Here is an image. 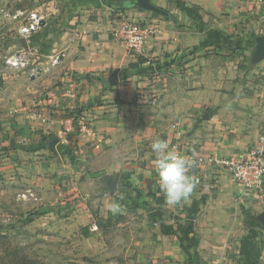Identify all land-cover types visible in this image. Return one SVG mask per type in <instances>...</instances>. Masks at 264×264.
I'll use <instances>...</instances> for the list:
<instances>
[{
    "label": "crops",
    "instance_id": "crops-1",
    "mask_svg": "<svg viewBox=\"0 0 264 264\" xmlns=\"http://www.w3.org/2000/svg\"><path fill=\"white\" fill-rule=\"evenodd\" d=\"M190 2L207 15H192ZM138 3L46 0L40 12L34 11L43 23L33 35L37 52L27 57L26 66L37 72L30 73L29 84L1 91L10 100L0 127L1 142L10 144L9 162L26 151L51 150L50 136L45 149L41 136L54 133L60 136V157L66 152L71 158L75 153L118 160L109 169L92 164L87 184L96 185L100 177L105 183L112 175L118 188L127 183L138 192L158 184L151 143L168 142L174 122L181 123L188 149L204 157L229 153L232 142L264 137V56L257 57L264 12H254L253 0H150L154 10ZM126 19L151 24L141 55L114 35ZM229 23L238 30L231 44ZM229 47L235 48L231 58ZM115 72L119 81L112 84ZM47 105L55 111L48 113ZM76 112L86 129L73 123ZM239 193L230 178L205 173L186 203L170 207L161 192L159 204L143 199L126 204L148 205V213L156 216L152 232L162 245L151 257L164 258L162 264H208L203 258L209 250L200 246L207 239L220 242L208 247L221 258L211 264H264V224L258 219L264 196L241 198ZM101 209L102 216L112 215Z\"/></svg>",
    "mask_w": 264,
    "mask_h": 264
},
{
    "label": "rangeland",
    "instance_id": "rangeland-1",
    "mask_svg": "<svg viewBox=\"0 0 264 264\" xmlns=\"http://www.w3.org/2000/svg\"><path fill=\"white\" fill-rule=\"evenodd\" d=\"M44 2L46 0H0V10L7 12V14L0 12L1 128H3L2 120H4L3 110L10 107V100L5 98L1 91L13 84L16 86L18 82L29 84V76L33 72L30 65L20 70L11 66L10 61L20 47H24L26 57L33 56L37 52L33 49L37 46L34 37L32 36L28 43L17 36L16 30L21 24L20 20L34 11L40 12V6L43 8ZM188 7L192 10L191 14L197 18L201 14L203 17L207 15L205 11L200 12L202 7L197 4L190 2ZM17 10L26 13L21 18H14ZM221 13L226 14L225 10ZM147 24L150 27L151 24L149 22ZM234 35H238V30L235 24L229 23V44L235 40L232 38ZM234 50V47H229V58L234 54ZM51 86V84L48 85V87ZM50 110L55 111L47 105V112L50 113ZM66 115H69L68 112L64 116ZM2 135L1 129L0 264H7L6 256L11 251L27 255L37 264L163 263L164 258L151 257L152 249L162 245L161 240L157 239L156 234L152 232L157 228L156 216L148 213V205H145L143 209L127 205L131 199H137L138 202L141 199L148 200L149 203L156 201L159 204L162 196L158 184L154 187L150 186L145 191L139 189L138 193L129 187V184L123 183V187L121 185L118 188L117 185L116 191H111L100 177L99 182L91 186L87 184L86 179H88L87 171L92 164L94 168L109 169L111 163L118 160L111 157L101 160L98 158L83 159L80 154L75 153L71 158L65 156L66 152L60 157L56 155V152L45 149L52 137L60 138L54 133L42 134L44 152L35 154L26 151L24 157L19 155L9 162L6 153L11 150L10 144L1 142ZM253 144L255 143L232 142L229 144L227 154L239 153ZM72 146L75 147V144ZM116 175L117 173H114L113 177ZM152 188L155 191H152ZM122 194L125 197L121 203L122 214L111 215L107 218L102 216L101 207H104L105 202L118 199ZM29 216L31 219H28ZM95 225L98 226L96 230ZM185 241L182 240L181 243L183 247H188L189 242ZM195 241L200 245L199 238ZM223 242L224 240H221V244ZM210 243L220 242L207 239L201 243L200 246L209 250L204 255L206 261L203 258V261L208 264L221 259L220 255L214 251L215 249H208ZM144 249L147 253L139 251Z\"/></svg>",
    "mask_w": 264,
    "mask_h": 264
},
{
    "label": "built area",
    "instance_id": "built-area-1",
    "mask_svg": "<svg viewBox=\"0 0 264 264\" xmlns=\"http://www.w3.org/2000/svg\"><path fill=\"white\" fill-rule=\"evenodd\" d=\"M253 3L255 13L264 12V0H253ZM0 12L7 14L3 10ZM25 13L22 10H17L13 17L18 19ZM41 21L42 16L38 13L28 14L20 20L21 24L16 30L17 36L29 43L30 38L41 27ZM151 32L152 29L148 26L147 21L126 19L114 30V35L123 41L131 51L141 55L145 51ZM26 58L24 47H20L10 64L21 69L26 66ZM58 62L59 58L56 57L53 63ZM32 71V73H36L37 69ZM74 114L72 116L74 117L73 123L77 122L80 128L86 129V123L82 122L81 115L78 112ZM184 134L181 123L179 121L174 122L168 144L173 150L196 161V166L191 169L190 175L198 180L197 187L203 184L204 174L210 173L216 177L221 175L230 178L239 188L241 198L264 196V137L239 153L204 157L188 149ZM94 229H98V226L95 225Z\"/></svg>",
    "mask_w": 264,
    "mask_h": 264
},
{
    "label": "clouds",
    "instance_id": "clouds-1",
    "mask_svg": "<svg viewBox=\"0 0 264 264\" xmlns=\"http://www.w3.org/2000/svg\"><path fill=\"white\" fill-rule=\"evenodd\" d=\"M151 149L155 154L154 168L157 183L164 195L165 203L170 207L186 203L198 183V180L190 175L191 169L196 166V161L173 150L163 139H154ZM124 199L122 194L118 199L106 201L104 207L112 215L122 214L121 201Z\"/></svg>",
    "mask_w": 264,
    "mask_h": 264
},
{
    "label": "water",
    "instance_id": "water-1",
    "mask_svg": "<svg viewBox=\"0 0 264 264\" xmlns=\"http://www.w3.org/2000/svg\"><path fill=\"white\" fill-rule=\"evenodd\" d=\"M139 1V5L144 7V8H148V9H156V7L150 3V0H138ZM43 23V22H42ZM260 51L258 52V56L257 57H261L264 56V39L260 40ZM110 82L112 84H117L119 79H118V75L117 73H113L110 76ZM59 142V138L58 137H53L51 138L50 142H49V148L54 151L57 152L56 150V144ZM106 183L108 185V187L111 189V191H116L117 189V179L116 178H112L111 176H107L106 178ZM258 219L261 223L264 224V212H262L259 216Z\"/></svg>",
    "mask_w": 264,
    "mask_h": 264
},
{
    "label": "trees",
    "instance_id": "trees-1",
    "mask_svg": "<svg viewBox=\"0 0 264 264\" xmlns=\"http://www.w3.org/2000/svg\"><path fill=\"white\" fill-rule=\"evenodd\" d=\"M131 67H136L135 64H131ZM133 200V199H131ZM163 199L160 198V202H162ZM28 219H31V216H29ZM6 262L7 264H37L36 261L33 260V258H30L27 255H24L18 251L15 252H8L6 256ZM67 264H80L76 262H68Z\"/></svg>",
    "mask_w": 264,
    "mask_h": 264
}]
</instances>
